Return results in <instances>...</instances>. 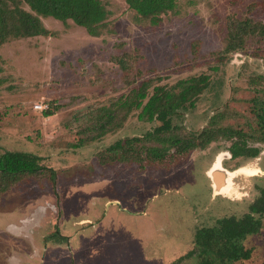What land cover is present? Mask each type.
<instances>
[{"label": "rangeland", "instance_id": "1", "mask_svg": "<svg viewBox=\"0 0 264 264\" xmlns=\"http://www.w3.org/2000/svg\"><path fill=\"white\" fill-rule=\"evenodd\" d=\"M101 1L109 17L97 38L71 21L41 18L53 36L10 39L0 48V155L22 154L50 169L0 193V264H198L205 257L217 264V240L200 257L186 255L196 232L216 234L263 195V142L247 139L258 151L251 158L238 156L243 143L218 137L142 169L100 164L98 156L117 140L171 126L200 132L215 114L218 127L254 129L252 100H264V41L249 38L242 50L221 52L228 19L264 23V0H178L156 26L125 0ZM123 53L131 56L128 76L113 62ZM198 76L206 85L195 104L171 118L148 123L135 110L101 137L86 130L89 111L142 83L149 98ZM53 106L56 113L43 117ZM219 155L224 171H260L235 175L238 199L213 192L207 173ZM254 217L257 230L236 241L251 250L241 264H264V213Z\"/></svg>", "mask_w": 264, "mask_h": 264}, {"label": "trees", "instance_id": "2", "mask_svg": "<svg viewBox=\"0 0 264 264\" xmlns=\"http://www.w3.org/2000/svg\"><path fill=\"white\" fill-rule=\"evenodd\" d=\"M178 0H125L131 11L139 18L147 20L150 25L156 26L161 17L172 13L177 8ZM109 17V11L101 0H0V48L10 39L29 37H51L42 24L41 18H52L58 22L71 21L74 25L83 28L93 38L101 35L105 23ZM225 44L222 54L228 55L244 48L249 38H257L264 41V23L254 21L249 17H230L227 22ZM131 56L127 53L118 55L113 62L126 73L130 71ZM207 78L205 77V81ZM201 78L194 77L163 95L146 97L149 84L142 83L136 89L111 103L109 106H101L89 111L86 119V130L94 136L101 137L110 132L113 127L132 111H139V120L151 123L175 115L184 107L195 104L198 95L206 85ZM146 100L145 102H143ZM251 114L255 128L244 133L231 127H218V114L212 116L209 123L200 132H187L182 127L171 126L164 130L145 133L138 137L120 139L103 150L99 156L100 164H135L142 169L145 165L164 166L171 157L186 156L194 150L205 148L218 137L234 139V144L243 143L238 151V156L255 157L258 151L255 148H247V139L264 143V100L254 98L252 100ZM58 106L49 107L43 111V117L47 118L56 113ZM171 118V117H170ZM232 157L237 154L232 153ZM41 165L22 154L5 152L0 155V193H3L20 179L25 177L40 176L44 173ZM52 184L55 176L52 172ZM259 211L264 208V202L254 206ZM256 224L247 215L235 221L225 220L221 223L216 234L213 231H198L194 235L195 249L186 256L200 257L210 248L211 241H219L220 245L215 251L217 264H241L251 257V250L236 244V241L245 235L256 231ZM198 264H210L209 258L200 259Z\"/></svg>", "mask_w": 264, "mask_h": 264}, {"label": "flooded vegetation", "instance_id": "3", "mask_svg": "<svg viewBox=\"0 0 264 264\" xmlns=\"http://www.w3.org/2000/svg\"><path fill=\"white\" fill-rule=\"evenodd\" d=\"M224 155H219L217 156V158L215 159V161L213 162V165L210 169V171L207 173V177L211 178V177H216L215 179L213 178V180L215 181V184H218V182L222 181L223 182V186L221 188H216V186H213V192L215 193V195H225V197L229 198V197H235L236 199H238V192L236 189L233 188V184H232V180L233 178L235 177L236 174H244V175H247V176H257L258 173V170L257 169H248V168H239V169H235L234 172H227V171H224L220 165H219V162L223 159ZM231 158L232 155L230 154ZM255 158V157H254ZM226 160V159H224ZM224 176H225V179H224ZM262 176H264V174L262 173ZM261 201L264 202V193L263 195L260 196V198H258V200H256L251 206L250 208L248 209V212L243 215L244 216H247L249 215L252 220L254 221L255 223V217L254 215L256 214H259V213H264V208L257 211L254 206H259L261 204ZM242 217V218H243ZM228 220V219H227ZM235 221H238V220H235ZM250 234H253V233H250ZM250 234H247V235H250ZM246 236V235H245ZM247 249V248H245ZM250 250V249H249ZM250 259V258H249Z\"/></svg>", "mask_w": 264, "mask_h": 264}, {"label": "bare ground", "instance_id": "4", "mask_svg": "<svg viewBox=\"0 0 264 264\" xmlns=\"http://www.w3.org/2000/svg\"><path fill=\"white\" fill-rule=\"evenodd\" d=\"M212 178L215 179L216 177H212ZM224 179H225V176H224ZM220 182L222 183V185H221V187H222V186H223V182H222V181H220ZM220 182H218V184H219ZM218 184H217V185H218ZM215 185H216V184H215ZM217 185H216V186H217ZM221 187H220V188H221ZM213 188H214V187H213ZM217 188H218V187H217Z\"/></svg>", "mask_w": 264, "mask_h": 264}, {"label": "water", "instance_id": "5", "mask_svg": "<svg viewBox=\"0 0 264 264\" xmlns=\"http://www.w3.org/2000/svg\"><path fill=\"white\" fill-rule=\"evenodd\" d=\"M212 179H213V178H212ZM214 182H215V181H214ZM220 184H221V183H220ZM220 186H221V185H219V187H218V188H220Z\"/></svg>", "mask_w": 264, "mask_h": 264}]
</instances>
